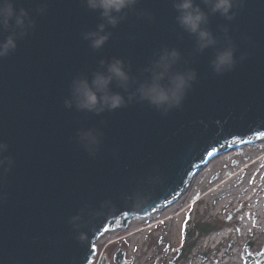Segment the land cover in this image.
Instances as JSON below:
<instances>
[{"label": "water", "instance_id": "1", "mask_svg": "<svg viewBox=\"0 0 264 264\" xmlns=\"http://www.w3.org/2000/svg\"><path fill=\"white\" fill-rule=\"evenodd\" d=\"M6 2L15 15L0 23V46H15L0 56V264H90L107 227L146 219L211 151L264 134V0H232L227 16L192 0L212 43L181 25V0H135L115 24L88 0ZM90 34L107 39L96 48ZM226 51L232 65L218 72ZM172 52L160 83L194 78L179 105L156 106L138 89ZM117 60L129 80L108 91L125 103L79 108L74 82L91 85ZM113 263L131 261L118 250Z\"/></svg>", "mask_w": 264, "mask_h": 264}, {"label": "rangeland", "instance_id": "2", "mask_svg": "<svg viewBox=\"0 0 264 264\" xmlns=\"http://www.w3.org/2000/svg\"><path fill=\"white\" fill-rule=\"evenodd\" d=\"M252 167L251 158H245L241 151L227 156L221 168L203 175L191 197H188L191 186L189 184L180 199L167 206L162 214L156 215L158 219L152 216L153 218L149 217L143 221L135 220L128 224L125 230L117 224L116 234L110 236L108 240L96 242L93 264H100L104 257L108 264H114L113 256L118 250L125 252L126 258L131 260L130 264H168L172 257V248L181 243L186 221L209 222L210 225L221 227L198 241L192 258L181 264H251L255 257H259L256 264H264V215L255 212L258 205L261 203L264 205V175L260 174L264 167L257 171L258 178L251 182L250 189L248 187L241 192L252 172ZM225 173L230 178L239 174V178L233 181L232 186L223 191L224 194L236 192L237 196L230 203L219 206V198L212 200L203 197L220 179L228 177L223 176ZM261 183L263 186L261 185L260 190H255L254 187ZM220 196L219 194L218 197ZM113 225L107 230L115 227V224ZM249 243L253 247L247 250ZM227 244L230 249L225 251L224 246ZM168 246L169 250L166 249ZM216 247L218 252L213 254ZM202 253L210 255L208 261H203L199 257Z\"/></svg>", "mask_w": 264, "mask_h": 264}, {"label": "clouds", "instance_id": "3", "mask_svg": "<svg viewBox=\"0 0 264 264\" xmlns=\"http://www.w3.org/2000/svg\"><path fill=\"white\" fill-rule=\"evenodd\" d=\"M135 0H88L89 7L102 10V15L107 17L109 23L115 24L116 18L111 14L113 12H120L125 7L133 4ZM176 8L180 11L181 15L178 17L179 22L187 30L193 33H199L201 41H207L212 43L209 38V33L200 30V24L205 20V16L200 12L199 8H193L192 0H181L176 4ZM232 8V0H214L213 11H218L222 15L227 16ZM15 15L13 5L6 2L0 6V23L7 25L9 20ZM23 10H21L20 16L16 17L17 24H23ZM230 18V17H229ZM103 29V25H101ZM96 38L93 39V47H100L107 39L106 36H97L96 34H90ZM14 43L11 38L7 42L0 46V56L6 54L9 47H14ZM202 46H207L206 44ZM177 54L172 52L170 55L165 54L161 57L157 64V68L162 71L154 72L153 80L151 84H144L138 89L141 99H147L149 102L156 106L167 105L169 107L173 105H179L181 102L184 90L188 86V81L193 79V75L188 76L177 74L172 78L170 86L165 87L160 83L165 74L171 66L172 58ZM232 52L226 51L217 57L215 62L216 71H221L223 67H231L232 65ZM115 79L121 86H127L129 77L123 70L121 61L117 60L112 63L105 73H97L89 85L87 80H78L73 84V95L76 104L79 108L101 111L104 107L115 109L125 103L124 98L119 94H111L108 91V86L111 81ZM97 93H101L98 97ZM132 97H129L131 100Z\"/></svg>", "mask_w": 264, "mask_h": 264}, {"label": "bare ground", "instance_id": "4", "mask_svg": "<svg viewBox=\"0 0 264 264\" xmlns=\"http://www.w3.org/2000/svg\"><path fill=\"white\" fill-rule=\"evenodd\" d=\"M245 146H247V147H245ZM223 147H225V146H223ZM223 147H221V148H223ZM221 148H219V149H221ZM219 149H218V151H217V149L214 151H211L208 154L209 157L207 156L208 158H206L205 161L199 166L200 168H197L198 170L196 169L197 171L195 170L196 172H194L192 174L189 181L187 182L188 184H186L187 186H185L186 188H184L183 191L178 196H176L172 200H170V202L167 201L169 203L166 202L165 204H163V207H160V210L156 209L155 211H153L150 214V218H153L152 216L162 214L163 210L167 206H169L170 204L175 202L177 199H180L181 196L187 191L189 184L191 185L189 187L190 188L189 191H190L191 195L189 193L188 197H191L192 194L195 193L196 188L198 187V184L200 183V180L202 179L203 175L206 172L218 170L219 168H221L225 164L227 156H232V155L236 154L238 151H241L242 154L245 156V158H247V159L251 158V161H252V165H253L252 172H251L250 176L246 179L245 186L242 188L241 192L246 190L248 187L250 189L251 182H255L258 178L257 174H256L257 171L261 170L262 167H264V134H261L258 136H251L250 138H248L246 140H241V141L234 140L232 143L227 145L226 148H223L222 150H219ZM261 153H263V154L260 156ZM260 174L264 175V170H262L260 172ZM223 176H228V175H226V173H225V174H223ZM236 178H239V174L232 176L231 178L229 176L223 177L222 179H220V181L217 184H215V186L203 198H206V199L212 198V200L219 198V200H218L219 206H223L224 204H226L228 202L230 203V201L233 200L237 196V193L236 192H232V193L228 192L227 194H224L223 191L226 188H229L230 186H232L233 181ZM261 185H262V183L259 184V186L254 187L255 190L259 189L261 187ZM255 193H253L254 196H255ZM219 194L221 195L220 197H218ZM255 212L260 214V215H264V205L262 203L260 205H258ZM154 218L158 219L157 216ZM136 221H143V220H136ZM116 227H117V224H115V227H113L111 229L107 230V228H106L104 230V232L100 235V237L98 238L97 241H101L103 239L108 240L110 238V236L117 233V230L115 229Z\"/></svg>", "mask_w": 264, "mask_h": 264}, {"label": "trees", "instance_id": "5", "mask_svg": "<svg viewBox=\"0 0 264 264\" xmlns=\"http://www.w3.org/2000/svg\"><path fill=\"white\" fill-rule=\"evenodd\" d=\"M220 227L221 226L210 225L209 222L199 223L186 221L183 226L181 243L172 248V257L168 264H181L190 260L194 255L198 241L208 236L212 232L218 231ZM248 245L249 246H247V250L252 249L253 246H250L251 243H249ZM224 248L225 251H228L230 249L229 244H227ZM166 249L169 250L170 246H168ZM217 252L218 251L216 247L213 254H217ZM199 257L203 261H208V257H210V255L202 253Z\"/></svg>", "mask_w": 264, "mask_h": 264}, {"label": "built area", "instance_id": "6", "mask_svg": "<svg viewBox=\"0 0 264 264\" xmlns=\"http://www.w3.org/2000/svg\"><path fill=\"white\" fill-rule=\"evenodd\" d=\"M94 259H95V255L93 256V260H92V263H91V264H93V263H94Z\"/></svg>", "mask_w": 264, "mask_h": 264}]
</instances>
